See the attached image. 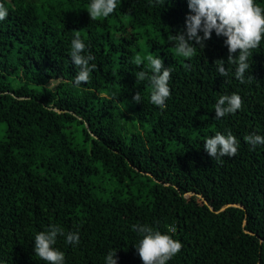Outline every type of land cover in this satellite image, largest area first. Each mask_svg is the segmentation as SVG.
I'll return each mask as SVG.
<instances>
[{
  "label": "trees",
  "instance_id": "16d2710c",
  "mask_svg": "<svg viewBox=\"0 0 264 264\" xmlns=\"http://www.w3.org/2000/svg\"><path fill=\"white\" fill-rule=\"evenodd\" d=\"M5 3L0 260L50 264L34 240L59 224L80 234L78 244L58 235L65 264H106L114 248L118 264H143L133 226L147 224L182 241L167 264H264V144L245 139L264 135V40L250 50L241 82L227 63L226 38L215 32L193 56L176 53L171 35L186 29L187 0H119L99 18L90 17V0ZM77 34L97 65L79 86L71 60ZM141 41L171 49L162 57L173 69L166 107L153 104L150 81L137 78L151 72L135 60ZM233 92L242 108L217 118L219 97ZM217 131L237 137L235 156L217 161L204 149Z\"/></svg>",
  "mask_w": 264,
  "mask_h": 264
},
{
  "label": "clouds",
  "instance_id": "9594fccd",
  "mask_svg": "<svg viewBox=\"0 0 264 264\" xmlns=\"http://www.w3.org/2000/svg\"><path fill=\"white\" fill-rule=\"evenodd\" d=\"M119 0H90L88 12L91 18L108 17L118 6ZM190 12L186 16V29L178 35H171L175 42L176 53L183 57H191L199 47H205L206 41L211 39L213 32L217 36L225 37V44L229 49L228 62L236 64L235 77L241 82L246 79V71L250 69L249 56L251 49L259 46L264 40V7L256 0H187ZM9 16V8L5 0H0V21ZM88 45L84 39L77 34L71 41V60L79 66V72L74 78L76 85L88 82L92 70L97 67L90 63L95 56L85 49ZM239 51L238 57L232 54ZM148 67L151 72L141 70L137 74L138 79H147L152 85L151 101L153 104L166 107V101L171 95L169 81L171 79L172 67H165L164 60L160 56L149 54L147 56ZM137 63L142 58L137 56ZM217 70L220 75L228 76L229 69L224 60H217ZM134 101L140 103L142 96L137 92ZM243 106L242 97L239 93L231 95L222 94L215 104L216 117H224L226 114H234ZM253 146L264 144V135L249 134L245 137ZM239 148V140L231 131L226 134L217 131L214 135L206 138L204 149L217 161L224 156H235ZM142 238L135 245L143 264H167L183 247L182 241L175 239L168 232L144 224L134 225ZM175 232V228L171 229ZM58 235H66L69 244L80 242L79 231H69L65 234L59 224H52L48 229L39 231L34 240V252L50 264H65V253L55 247ZM117 250H110L106 256V264H118ZM0 264H6L0 260Z\"/></svg>",
  "mask_w": 264,
  "mask_h": 264
},
{
  "label": "rangeland",
  "instance_id": "374dc122",
  "mask_svg": "<svg viewBox=\"0 0 264 264\" xmlns=\"http://www.w3.org/2000/svg\"><path fill=\"white\" fill-rule=\"evenodd\" d=\"M159 40H161V39H159ZM161 41H163V40H161ZM163 50H171V49L170 48L168 49V48H163V47H157L156 46L155 49L152 51L151 50V46H147V44L144 43V41H141V43H140V51L138 52L137 56L141 57L142 61L148 62L147 61V56L149 54L160 56L161 58L164 57ZM137 56H136V58H137ZM136 58H135V60H136ZM53 85L54 84L52 83V86Z\"/></svg>",
  "mask_w": 264,
  "mask_h": 264
}]
</instances>
